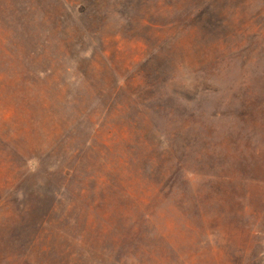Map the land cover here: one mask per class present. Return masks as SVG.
I'll return each mask as SVG.
<instances>
[{
  "label": "rangeland",
  "instance_id": "obj_1",
  "mask_svg": "<svg viewBox=\"0 0 264 264\" xmlns=\"http://www.w3.org/2000/svg\"><path fill=\"white\" fill-rule=\"evenodd\" d=\"M0 264H264V0H0Z\"/></svg>",
  "mask_w": 264,
  "mask_h": 264
}]
</instances>
